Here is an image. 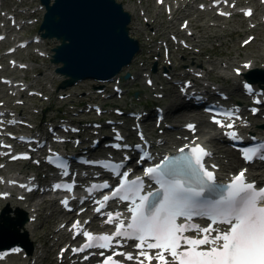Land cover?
Masks as SVG:
<instances>
[{
  "label": "snow or ice",
  "instance_id": "obj_1",
  "mask_svg": "<svg viewBox=\"0 0 264 264\" xmlns=\"http://www.w3.org/2000/svg\"><path fill=\"white\" fill-rule=\"evenodd\" d=\"M245 88L251 92L248 85ZM218 115H224L231 122L224 123L217 119ZM233 116L231 111L216 113L212 122L218 127L233 129ZM187 127L195 129L191 124ZM224 135L234 142L242 140L235 131ZM116 139L122 137L117 134ZM114 147L121 146L116 144ZM187 147L180 148L177 155L162 157L159 163L144 168L143 176L133 179L129 178V171H121L122 163L103 162L102 166L118 178V184L111 195L103 196V202L98 201L100 208H104L109 200H118L127 204L128 215L106 213L104 223L114 225L111 233L78 231L77 235H83L86 243L73 252L108 250L114 248V241L116 244L132 241L138 250L135 255L113 251L102 264H122L114 259L117 256L135 261V264H152L154 260L157 264H264V187L249 182L246 169L234 175L227 184L217 183L214 172L204 164V158L211 153L199 144L186 152ZM240 152L245 162L264 161V141L241 148ZM151 158L147 153L140 157L141 160ZM58 161L56 167L61 175L67 176V162L62 158ZM211 167L216 168V165ZM72 187V184L54 185V189L67 191ZM110 187L105 182L92 185L89 191ZM62 203L68 206L66 199ZM78 224L77 221L72 228L76 229ZM99 255L103 257L105 252L100 251Z\"/></svg>",
  "mask_w": 264,
  "mask_h": 264
},
{
  "label": "water",
  "instance_id": "obj_2",
  "mask_svg": "<svg viewBox=\"0 0 264 264\" xmlns=\"http://www.w3.org/2000/svg\"><path fill=\"white\" fill-rule=\"evenodd\" d=\"M43 0L47 7L41 29L57 36L54 60L71 80L82 76L105 78L127 64L137 43L128 37L129 16L114 0Z\"/></svg>",
  "mask_w": 264,
  "mask_h": 264
},
{
  "label": "rangeland",
  "instance_id": "obj_3",
  "mask_svg": "<svg viewBox=\"0 0 264 264\" xmlns=\"http://www.w3.org/2000/svg\"><path fill=\"white\" fill-rule=\"evenodd\" d=\"M123 2V5L126 6L128 8V10L133 11L134 13V20H133V27H132V35L135 36L137 39H139V41L145 43V44H150L152 43L150 41V39L157 34L158 36L161 37H165L167 36V34L169 32H174L176 28H178L179 23L181 21V19L183 18L182 16L177 17V14L175 15V17L172 18V16L170 15H166L164 14V12L161 9V12H158L157 10H159V8L154 6V0H120ZM126 9V8H125ZM145 11V12H144ZM143 13V14H142ZM182 13H185L184 11H182ZM192 17L195 16V14L191 15ZM222 20L221 18H218V20ZM217 20V21H218ZM173 21H175V23H173ZM199 22H202L199 21ZM239 23V19L234 18L233 20H230L228 23L222 22V26L221 28H219L217 30L218 33L222 34V39L221 38H213L211 44L206 45L208 50H211L212 48V54L210 58H214L216 63H215V67H214V73H223V74H228L229 72H231V65L233 63H235V61L241 59L243 56H245V54L254 57L255 59H257L256 56H259L260 54L262 55L263 53H261V49H257L258 48V44H260V46L264 47V41L260 43V38L259 40H254L251 44L252 46L248 49L242 50L239 49L237 47V43L238 40H240L242 37H244V33L239 32V34L237 35H230V32L232 30L235 29L234 24H238ZM259 34V37L264 36V30L262 31V33L260 34V32L258 30H256ZM236 39V40H235ZM235 40V43H234ZM221 41H225V43L221 44ZM54 40H47L45 43V49L47 51L50 50L51 46L54 44ZM262 44V45H261ZM146 47L141 49L140 52L137 54L134 62L132 64H134L131 67L132 71L137 72L139 67L143 64L148 65V61L150 59V57L148 56V52L146 51ZM261 47V48H262ZM208 50H206L207 53ZM205 53L202 56V59L204 61L207 62L208 67L213 66V64L211 62H208V54ZM191 54L196 55L193 50H191ZM264 55V54H263ZM173 58L175 60V62H178V54H173ZM259 58V57H258ZM38 63H41V61L45 62V65L42 66V70L40 73V77L42 78L41 81V86L43 87L44 91L48 94L47 98H39L36 97L34 99H30L29 101L32 102L33 106L36 107H50L52 105L59 104V103H63L65 105H67V103L71 102V101H76L80 98V94H71L70 97L65 98L63 100H58L57 99V92L56 91H52L49 88V85L55 86V83L57 81V77L55 76V74L53 73V70L48 62L47 59L45 58H40L37 60ZM218 61V62H217ZM220 61H227L229 62L228 67H221L220 66ZM261 60L257 62V65H261ZM226 64V63H225ZM215 75V74H213ZM229 82H231V80H228ZM86 84H91V81H85ZM78 85L72 87L73 90H81L83 89V86H79ZM129 86V84H128ZM134 87H139L142 88L143 84H142V80H135V82H133V84L131 85V89ZM119 102H123V100H117ZM124 103V102H123ZM130 103V98L128 97L126 100V104ZM39 115V113H38ZM47 212V210H46ZM46 212H44L41 215V221H43V216L44 214H46ZM20 233L23 234V230L20 229ZM27 238L29 239V241L31 242V244L33 245L34 241H38V240H34L33 237H31L28 233H27ZM40 243L36 242V245L38 246ZM47 248H50L47 246ZM41 248L38 247V250H40ZM16 258L13 257L11 258L10 262L8 264H16Z\"/></svg>",
  "mask_w": 264,
  "mask_h": 264
},
{
  "label": "bare ground",
  "instance_id": "obj_4",
  "mask_svg": "<svg viewBox=\"0 0 264 264\" xmlns=\"http://www.w3.org/2000/svg\"><path fill=\"white\" fill-rule=\"evenodd\" d=\"M176 11V10H175ZM133 14V12H132ZM215 31H217V27L216 25H214L213 27L208 28L207 26L203 25V29H202V33L198 35L199 39L202 38H211L213 36L219 37L220 34L216 33ZM249 60V59H248ZM254 60V59H253ZM251 66H253V62L251 63ZM150 77V75H147L145 78ZM231 78H233L234 80H236V76L235 75H231ZM241 78V76H240ZM190 114L188 112H183L180 116H177L175 119L179 120L180 117H184V118H188ZM194 116V118H192L191 120H197L198 121V127H199V134L200 137H206L205 136V128L209 125V127H213L212 124H209L207 122L208 125H205V119L202 117L200 112H197V114H192ZM253 120L256 121H260V119L257 118H252ZM145 124H149L151 125L152 122L149 120L145 121ZM214 128V127H213ZM149 134V133H147ZM182 135L184 133H181ZM175 132H171V131H166L165 135H164V147L165 148H169L172 147L174 144L178 145L181 144V140H179L178 138L175 137ZM219 139V134L217 132L211 131L209 138H207L205 141L208 142V144L211 146V148L214 149V154H213V160H215L217 163H219L220 165V169H219V173L223 172V171H230L232 168L236 167L240 162V159L237 157L235 151H233L232 149H229L225 146H223L222 144L219 143V141L217 140ZM223 146V152L225 153V157H229V159L227 161H224L223 157H220L219 154H217L216 152L220 151V147ZM254 178V177H253ZM39 204V203H38ZM12 209V206L10 207ZM42 206H38L35 207L34 210H32L33 212H36V215L39 216L40 215V211L42 210ZM32 215V212L31 214ZM17 216H19L17 214ZM32 223V222H27L23 228H25L27 226V224ZM61 235L64 236V233H61ZM2 238L0 239H4L7 236L6 235H1ZM24 264H28V263H24Z\"/></svg>",
  "mask_w": 264,
  "mask_h": 264
}]
</instances>
